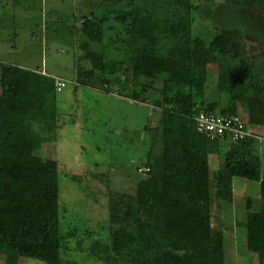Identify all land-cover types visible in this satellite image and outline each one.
I'll return each instance as SVG.
<instances>
[{
    "label": "trees",
    "instance_id": "obj_1",
    "mask_svg": "<svg viewBox=\"0 0 264 264\" xmlns=\"http://www.w3.org/2000/svg\"><path fill=\"white\" fill-rule=\"evenodd\" d=\"M215 4L264 15V0H101L67 24L78 36L76 84L107 92L115 86L118 95L127 90L133 101L152 105L154 117L143 128L150 144L138 176L130 188L108 191L105 231L88 244L89 255L104 264L222 259L227 221L219 214L233 202L235 177L259 183L260 228H252L249 197L245 220L236 224L246 231L244 246L264 264L256 138L210 139L196 130L199 111L241 112L247 124L264 126V49L249 52L235 27L210 39L192 30L195 14L213 17ZM55 92L54 78L42 71L0 62V264H18L21 257L76 264L65 258L70 240L82 244L75 228L60 224L59 163L34 153L57 128ZM223 141L228 148L210 175L209 156Z\"/></svg>",
    "mask_w": 264,
    "mask_h": 264
},
{
    "label": "rangeland",
    "instance_id": "obj_2",
    "mask_svg": "<svg viewBox=\"0 0 264 264\" xmlns=\"http://www.w3.org/2000/svg\"><path fill=\"white\" fill-rule=\"evenodd\" d=\"M100 1L0 0V62L67 80L62 90L54 93L58 123L54 143L44 149L39 144L34 153L56 158L59 163L60 224L65 230L75 228L82 244L78 248L77 242L70 240L65 258L76 264H104L89 255L88 244L99 238L97 231H105L108 191L128 189L138 176L137 167L143 165L150 144V132L143 128L154 121L152 105L129 99L127 90L120 91L128 100L116 93L115 86L107 92L75 82L80 55L75 45L78 36L70 34L67 24L76 22L87 10H96ZM217 5L213 17L195 14L194 33L210 39L221 28L235 27L244 34L249 52L264 49L261 12ZM146 94L153 96L151 90ZM242 114L238 116L243 119ZM248 125L262 136L255 140L254 153L264 175V127ZM227 145L223 141L219 152L209 156L210 175L219 168ZM232 184L233 202L222 207L219 214L227 221L223 229L224 255L213 264H257L256 254L244 246L246 231L236 221L245 220L249 197L252 228H260L259 183L235 177ZM212 224L219 226V221L212 217ZM3 260L0 253V262ZM18 264L46 263L21 257Z\"/></svg>",
    "mask_w": 264,
    "mask_h": 264
},
{
    "label": "built area",
    "instance_id": "obj_3",
    "mask_svg": "<svg viewBox=\"0 0 264 264\" xmlns=\"http://www.w3.org/2000/svg\"><path fill=\"white\" fill-rule=\"evenodd\" d=\"M55 89L60 91L67 83V80L54 77ZM196 130L206 134L210 139L226 138L230 141H238L247 137L260 138L238 114L222 115L210 111H199L194 117ZM144 170V168H143Z\"/></svg>",
    "mask_w": 264,
    "mask_h": 264
},
{
    "label": "crops",
    "instance_id": "obj_4",
    "mask_svg": "<svg viewBox=\"0 0 264 264\" xmlns=\"http://www.w3.org/2000/svg\"><path fill=\"white\" fill-rule=\"evenodd\" d=\"M93 88H97V87H93ZM97 89H100L99 87L97 88ZM62 90V89H61ZM123 98H125L126 97V100H128V97L127 96H122ZM130 99V98H129ZM139 104H140V102H138ZM142 104V103H141ZM71 119H73V116H72V114H71ZM71 124H73L72 123V121L70 122ZM257 127H260V128H262V127H264V126H257ZM258 133V132H257ZM51 143H54V139L52 138L50 141H46V142H44V143H42L43 144V146L42 147H40V149L42 148V149H44V146L45 147H47V146H49ZM53 157V156H52ZM51 159H54V160H56L57 161V159L56 158H51Z\"/></svg>",
    "mask_w": 264,
    "mask_h": 264
}]
</instances>
